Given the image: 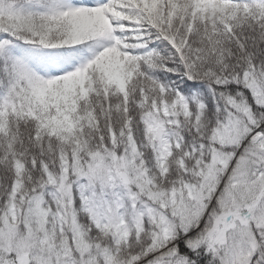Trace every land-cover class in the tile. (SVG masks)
<instances>
[{"label": "snow or ice", "instance_id": "snow-or-ice-1", "mask_svg": "<svg viewBox=\"0 0 264 264\" xmlns=\"http://www.w3.org/2000/svg\"><path fill=\"white\" fill-rule=\"evenodd\" d=\"M0 264H264V0H0Z\"/></svg>", "mask_w": 264, "mask_h": 264}]
</instances>
